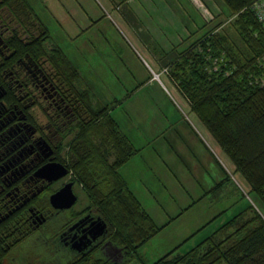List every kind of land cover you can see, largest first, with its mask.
<instances>
[{
	"label": "rangeland",
	"instance_id": "374dc122",
	"mask_svg": "<svg viewBox=\"0 0 264 264\" xmlns=\"http://www.w3.org/2000/svg\"><path fill=\"white\" fill-rule=\"evenodd\" d=\"M26 1L48 29L51 42L77 69L82 86L92 91L95 104L109 109L121 133L139 150L121 173L155 222L164 224L168 215L190 201L186 194L193 196L199 191L197 182L207 189L212 180L223 181L221 168L230 178L225 185L231 189L228 198L222 197L226 191L207 194L143 248L146 261L153 263L179 244L178 251L186 253L239 212L246 210L245 218L249 217V205L264 218V206L208 137L170 77L171 64L181 52L216 25L221 24V30L228 28L230 15L222 0H55L56 10L66 8L73 26L80 27L73 38L51 11L54 0ZM185 28L190 31L188 41L166 53L177 38L184 39ZM226 35L229 41L239 43L234 30L228 28ZM144 43L158 59L157 66ZM30 113L43 122L41 112L34 109ZM220 209L225 212L219 220L200 233L194 232L203 225L198 223L210 221ZM179 228L193 230L195 236L183 244L187 232L177 236ZM18 252L27 257L25 264H64L72 257L48 230L29 237ZM13 257L12 264L23 263L16 254Z\"/></svg>",
	"mask_w": 264,
	"mask_h": 264
},
{
	"label": "trees",
	"instance_id": "16d2710c",
	"mask_svg": "<svg viewBox=\"0 0 264 264\" xmlns=\"http://www.w3.org/2000/svg\"><path fill=\"white\" fill-rule=\"evenodd\" d=\"M222 1L230 15L227 27L235 31L239 43L229 41L228 28L221 30L218 24L179 54L178 60L171 64L170 77L190 111L225 154L235 173L244 179L248 191L264 206V71L259 64L264 54V31L251 10L257 0ZM0 4L6 6L29 34L37 33L36 37L31 35L26 45L18 36L11 42L16 48L26 46L33 59H45L75 96L77 123L62 146L66 157L59 161L72 172V180L85 189L86 208L66 212L72 220H62L60 230L92 209L107 224V241L123 252L120 262L92 251L73 256L64 264H264V218L251 205L248 207L251 217L245 218L246 210L239 212L186 253L178 251L182 245L179 244L153 263L146 261L142 249L157 237L164 225L155 223L119 172L138 150L121 133L109 109L95 104L96 98L94 101L89 88L78 86L81 80L77 69L51 42L48 29L28 1L0 0ZM3 89L0 90V135H8L6 130L10 126L16 130L14 118L25 117L29 126H37V118L18 106L17 95L6 86ZM10 120L14 123L7 124ZM2 152L0 164L6 161L1 160ZM221 170L226 176L224 181L230 182L228 174ZM47 195L48 192L33 202L40 213L49 208ZM17 214H13V221ZM7 229L10 230L8 225ZM5 230L1 224L0 236ZM29 231L22 232L23 237L15 238L10 247L24 242ZM4 243L0 239V264H12L6 259L9 250Z\"/></svg>",
	"mask_w": 264,
	"mask_h": 264
},
{
	"label": "flooded vegetation",
	"instance_id": "af4514ba",
	"mask_svg": "<svg viewBox=\"0 0 264 264\" xmlns=\"http://www.w3.org/2000/svg\"><path fill=\"white\" fill-rule=\"evenodd\" d=\"M36 34H29L6 6L0 4V90H4L3 86H6L17 95L18 106L22 111L35 109L44 118L43 122L37 120L35 127L25 123V117L14 118L15 123L10 120L7 124L14 123L16 130L10 126V130H6L8 135H0V151L3 150L1 160L6 159L0 164V206L3 207L0 211V225L3 224L6 228L0 239L5 242L6 250H9L6 259L11 262L15 259L13 254H16L19 261L25 264L27 257L18 252L23 241L10 247L13 240L21 237L25 230H30L27 236L29 238L34 234H44L47 228L52 227L48 232L53 231L54 238L72 257L98 251L106 258L120 262L123 260V252L120 248V251L115 250L116 247L107 241L106 234L90 242L83 252L78 253L73 249L72 246L79 238L84 235L91 237L88 231L98 216L92 209L81 213L65 230H60L62 220H72L67 218L66 212L78 207L86 208L85 189L72 180V172L59 161L66 157L62 146L74 132L77 123L75 96L45 59H33L26 52V46L16 48L11 42L18 36L19 41L26 45L31 35L36 37ZM78 86L87 88L81 83ZM16 132L21 134L16 135ZM49 162L62 164L67 168L68 175L52 182L33 176L38 168ZM38 164L40 165L37 166ZM67 183H72V191L77 199L70 209H53L49 204L47 212L40 213L35 208L33 202H36L37 197L42 195L44 198L48 192L49 202L50 195ZM17 212L19 214L13 221L12 216ZM81 219H84L83 223L70 230Z\"/></svg>",
	"mask_w": 264,
	"mask_h": 264
},
{
	"label": "crops",
	"instance_id": "0c3cea01",
	"mask_svg": "<svg viewBox=\"0 0 264 264\" xmlns=\"http://www.w3.org/2000/svg\"><path fill=\"white\" fill-rule=\"evenodd\" d=\"M55 1V0H54ZM50 2V1H49ZM50 4H51V6H52V8H53V10H51L54 14H55V19H56V21H57V23L60 25V26H64L65 27V32L69 35V38H73L76 34H78L79 33V29H80V27H78V28H75L74 26H73V23H72V21L70 20V13L67 11V9L66 8H61L60 7V9H58V11L56 10L57 8H58V4L56 3V1L52 4L51 2H50ZM49 4V5H50ZM64 7V6H63ZM88 18H90V17H88ZM59 19V20H58ZM92 19H90V21H91ZM185 31H184V33H183V36H184V39L182 38V39H179L178 40V38H177V40L175 41V42H172L171 44H170V46L168 47V50L166 51V53L167 52H170L171 50H172V48L174 47V46H176V45H183L185 42H187L188 41V37H189V33H190V31H189V29L187 28H185L184 29ZM75 32V34H73ZM186 37V38H185ZM184 40V41H183ZM174 43V44H173ZM140 44H141V42H140ZM145 44V43H144ZM179 45V46H180ZM143 47L145 48V49H147V52L149 53V55L151 56V57H153V61L155 62V65L157 66V63L156 62H158V59L156 58V56L154 55V54H152L151 53V51H149L148 50V48H147V45L145 44V45H143ZM150 49V48H149ZM165 54V53H164ZM158 64H159V62H158ZM154 75H158V74H154ZM207 135H208V133H207ZM208 137H209V135H208ZM139 151V150H138ZM192 156H195L194 154L192 155ZM195 158V157H194ZM213 159H215V158H213ZM198 161V160H197ZM196 162V161H195ZM128 163V162H127ZM126 163V164H127ZM197 163H199V161L197 162ZM125 164V165H126ZM125 165H123L122 167H124ZM121 167V168H122ZM121 168L119 169V172H120V174H121V176H122V173H121ZM224 173V172H223ZM123 177V176H122ZM225 174H223V176H222V179H223V181H219V182H217V183H215L214 182V180H212V184L210 185V186H208V188L207 189H205L204 187H202L201 188V185L197 182V184H196V188H197V190H199V191H195L194 193H196L195 195H190V194H186L187 195V198L190 200V201H188V202H185L184 203V205H182V207H180V208H178L172 215H168L167 216V220H166V222H164V224H158V222H155V223H157L158 225H164V227H163V229H162V231H160V233L158 234V235H160L161 233H164L163 231L165 230V229H167V228H169L175 221H177V220H179V219H182L187 213H189L191 210H193L196 206H197V204H198V202H200V201H202L205 197H206V195L207 194H213V192H214V190H218V191H226L225 193H223L222 194V197L223 198H228V194H231V189L230 188H226L225 187V185L228 183V180L227 181H224L225 180ZM124 178V177H123ZM124 180H125V178H124ZM196 182V181H195ZM221 182H223V183H221ZM139 200V199H138ZM140 201V200H139ZM157 204H158V202H157ZM228 207H230V205L228 206ZM227 207V208H228ZM144 208V207H143ZM224 210H221L220 209V211L217 213V214H215L214 215V217L212 218V219H210V221H206V223L205 222H202V223H198V224H203L201 227H200V229H195V231L194 232H197V233H200V232H202L206 227H208L210 224H213L214 223V221H216V220H219L223 215H224ZM229 213V212H228ZM227 213V214H228ZM217 217V218H216ZM214 218H216V219H214ZM153 219V218H152ZM154 220V219H153ZM155 221V220H154ZM194 223H196V221L194 220ZM209 224V225H208ZM187 232V235H185V237H186V239L187 238H189V237H191V238H193L195 235H194V233H193V230L191 231V233H190V231H188V229H185V231L182 229V228H179V234H177V236H181V234H180V232ZM181 232V233H182ZM190 234V235H189ZM189 235V236H188ZM183 240H185V239H183ZM143 250V249H142Z\"/></svg>",
	"mask_w": 264,
	"mask_h": 264
},
{
	"label": "water",
	"instance_id": "95a60500",
	"mask_svg": "<svg viewBox=\"0 0 264 264\" xmlns=\"http://www.w3.org/2000/svg\"><path fill=\"white\" fill-rule=\"evenodd\" d=\"M68 175V170L60 163L49 162L42 165L38 168L33 176L39 179H45L48 182L57 181ZM76 196L72 191V183H67L58 191L54 192L49 197V204L53 209H70L76 202ZM84 219H81L73 224L72 229L78 227L82 224ZM107 233V224L100 217L97 216L96 219L93 220L91 224V228L88 231V234L91 236L88 238L87 235L79 238L75 245H73V249L78 253L83 252L87 245L94 241L98 237H103ZM116 251H120V249H116Z\"/></svg>",
	"mask_w": 264,
	"mask_h": 264
},
{
	"label": "built area",
	"instance_id": "2783aa9c",
	"mask_svg": "<svg viewBox=\"0 0 264 264\" xmlns=\"http://www.w3.org/2000/svg\"><path fill=\"white\" fill-rule=\"evenodd\" d=\"M251 10L256 21L262 26V29L264 31V0H257L251 7ZM259 64L264 71V54H262V56L260 57ZM158 77L159 76L157 75L156 78Z\"/></svg>",
	"mask_w": 264,
	"mask_h": 264
}]
</instances>
